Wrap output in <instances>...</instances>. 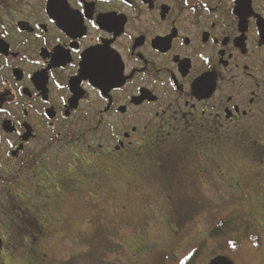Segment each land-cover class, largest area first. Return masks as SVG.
<instances>
[{"label":"flooded vegetation","instance_id":"obj_1","mask_svg":"<svg viewBox=\"0 0 264 264\" xmlns=\"http://www.w3.org/2000/svg\"><path fill=\"white\" fill-rule=\"evenodd\" d=\"M95 49L121 69L99 87ZM0 108V264L41 241L57 254V210L103 176L133 183L167 145L262 144L264 0H0ZM239 220L210 240L252 250L206 264H264V222Z\"/></svg>","mask_w":264,"mask_h":264},{"label":"rangeland","instance_id":"obj_2","mask_svg":"<svg viewBox=\"0 0 264 264\" xmlns=\"http://www.w3.org/2000/svg\"><path fill=\"white\" fill-rule=\"evenodd\" d=\"M261 141L258 147L167 145L162 158L140 169L133 183L126 175H105L101 189L93 183L85 192L77 190L75 201L57 210L59 253L48 254L41 241L30 250L14 249L7 262L180 264L203 241L200 263L210 260L214 248L239 261L251 243L223 246L209 233L228 216L264 222V137ZM23 219L13 214V247L28 238Z\"/></svg>","mask_w":264,"mask_h":264},{"label":"snow or ice","instance_id":"obj_3","mask_svg":"<svg viewBox=\"0 0 264 264\" xmlns=\"http://www.w3.org/2000/svg\"><path fill=\"white\" fill-rule=\"evenodd\" d=\"M79 16L80 13L72 14L70 23L73 32L70 34H76V32L80 29L81 21L79 20ZM92 26L96 27L97 24L93 23ZM71 51L78 52L79 49L73 46ZM94 51L101 53V58L98 61H93L90 64L88 69L90 74L84 76L83 78L91 80L92 83L97 84V86L99 87L100 85L98 84V80L118 77L120 75L121 69L111 62V53L106 52L104 49H95ZM64 55H66V53H64L62 49H57L55 54L53 55V59H61ZM37 63H39V61H37ZM81 67L84 68V65H82ZM57 87H62V85L58 84ZM2 111H4V109L0 108V112ZM232 247L235 248V245H232ZM186 259H188V257H186ZM180 264H185V260H181Z\"/></svg>","mask_w":264,"mask_h":264},{"label":"trees","instance_id":"obj_4","mask_svg":"<svg viewBox=\"0 0 264 264\" xmlns=\"http://www.w3.org/2000/svg\"><path fill=\"white\" fill-rule=\"evenodd\" d=\"M230 218H233V216H230ZM227 228L224 222H221L220 225L215 226L211 229L209 233V238H214L215 234L220 233L221 235H224V233H227ZM219 231V232H218ZM206 247V242L202 243L200 246H196L193 248V250L190 252V254L187 256L188 259H183L185 260V264H198L202 260L204 251Z\"/></svg>","mask_w":264,"mask_h":264},{"label":"water","instance_id":"obj_5","mask_svg":"<svg viewBox=\"0 0 264 264\" xmlns=\"http://www.w3.org/2000/svg\"><path fill=\"white\" fill-rule=\"evenodd\" d=\"M208 264H232V262L225 257L213 258Z\"/></svg>","mask_w":264,"mask_h":264}]
</instances>
